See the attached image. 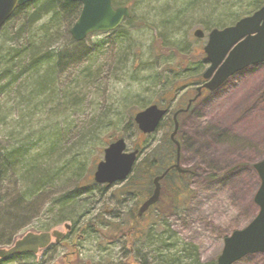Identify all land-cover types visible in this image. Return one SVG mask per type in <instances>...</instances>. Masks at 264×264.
Instances as JSON below:
<instances>
[{
    "label": "rangeland",
    "instance_id": "obj_1",
    "mask_svg": "<svg viewBox=\"0 0 264 264\" xmlns=\"http://www.w3.org/2000/svg\"><path fill=\"white\" fill-rule=\"evenodd\" d=\"M113 1L127 6L130 11L129 23H123L124 29L121 30L130 39L118 51L124 57L123 63L118 65L117 58L106 50L105 55L98 56L91 64L80 61L77 67L67 71L53 92L45 89L34 92L35 86L22 76L16 77L13 83L8 76L0 83H9L0 90V146L9 148L18 141L35 145L31 155H35L38 165L43 163L44 168H48L38 177L46 181L50 176L52 181L47 193L22 202L25 211L8 221V229L5 226L12 218L9 213V208L13 207L11 199L21 194L26 180L19 181L14 177L0 186L4 198L0 202V234L7 233L6 239L10 238L9 235L13 238L8 244H3L6 240L3 238L0 248L7 247L27 232H40L39 227L51 215L53 200L62 193L71 192L74 186L89 182L79 177L93 179L95 167L103 159V149L110 141L123 137L127 150L143 141L148 149L159 147L165 129L158 127L153 134L138 129L135 132L131 125L134 114L151 104L162 107L163 103L170 104L175 100L172 108L178 106L180 97L189 87L178 89L174 95L177 99L169 103L163 97H170V89L180 85L182 80L194 79L192 72L200 68L196 61L203 55L202 48L209 32L203 23L213 26L223 20L228 24L235 18L247 16L253 12L256 0ZM195 29L203 30L205 36L195 38ZM64 35L65 32L62 40L53 47L70 46ZM105 37L92 34L83 44L91 49ZM86 67L93 71L99 67L102 73L97 74L95 80L83 78L79 73ZM246 71L249 72L236 77L237 81L220 87L216 91L217 99L207 103L204 109H197L198 116L192 121L184 120L188 122L186 126L179 124L175 138L179 139L182 134L186 136L191 153L195 152L192 143L196 132L207 130L208 134L212 133L216 148L213 174L217 180L210 187H189L188 184V198L185 197L181 211L161 221L162 230L152 229L151 232L154 238L167 237L166 242L170 233L179 243L195 245L200 261L204 263L216 260L224 238L234 230L244 228L258 212L253 197L259 186V177L253 165L264 158V63ZM260 95L263 96L261 100ZM75 97H78L76 101ZM53 142L58 147L54 154L39 158ZM184 160L187 159H181V163ZM188 163L192 162L184 161V164ZM190 167H196L195 162ZM63 168L64 174L54 178ZM124 182L113 184L108 190L104 185L94 184V200L79 208L82 217L79 219L86 223L97 216L104 222L95 225V233L79 231L76 238L73 235V238L61 241V245H52L47 253L39 251L32 258L34 263L44 261L50 264L53 260L65 264L70 260L67 258L69 252L74 251L77 255L72 264H97L98 260L101 264L108 261L110 264H126L119 262L129 260L127 255L131 250L128 244L122 238L106 239L112 235L106 224L114 225L131 209L132 201L119 196ZM154 211L143 217L141 225H147ZM64 222L52 224L48 230L66 232ZM132 253H136L135 249ZM62 255L66 258L63 259ZM15 260L19 263L20 258ZM0 264H3L1 259ZM234 264H264V253L245 256Z\"/></svg>",
    "mask_w": 264,
    "mask_h": 264
},
{
    "label": "trees",
    "instance_id": "obj_2",
    "mask_svg": "<svg viewBox=\"0 0 264 264\" xmlns=\"http://www.w3.org/2000/svg\"><path fill=\"white\" fill-rule=\"evenodd\" d=\"M115 2L112 0L114 6H120ZM263 4L264 0H256L253 3L254 10ZM80 10L81 4L79 2L66 0H33L23 6L17 7L0 29V66L2 67L0 68V83L8 76L12 81L11 83L14 82L16 77L22 76L30 80L31 84L35 86L34 92H39L41 89L53 92L56 83L60 81L61 77L66 75L67 71L69 72L71 68L77 67L80 61L91 64L98 56L105 55L106 50H109L107 52H109L108 54L110 56L117 58L116 63L118 65L123 63L124 57L118 51L130 38L125 33H122L121 30L124 29L123 23L128 22L130 17L124 18L123 22L112 31L95 32V35L103 34L106 37L97 42L91 49H88L83 44L84 40L76 41L70 34V28L76 21ZM238 19L235 18L228 24L222 20L213 26L211 23H203V26L206 30L210 31L214 27H224L230 23L233 24ZM40 22H42L41 25L36 27ZM131 24L134 25L132 22ZM64 32V37L68 38L70 46L65 45L62 48H60L61 46L53 47L62 40L61 36ZM109 34L112 35L110 36ZM9 35L11 37H8ZM196 63L199 64L200 60H197ZM114 70L115 68H113ZM196 70L198 71L199 68L197 67ZM101 73L99 67L96 71L86 67L79 74L83 78L95 80L96 75L98 74L100 76ZM74 80L76 81L75 77ZM7 85H9L7 82L0 84V90ZM179 88V84L175 85L173 90L172 88L170 89V92H172L171 94L169 93L170 97L164 96L163 99L167 103L172 101ZM77 98L75 97L74 100L76 101ZM131 125L135 132L138 131L134 122ZM159 127L165 129V135L161 140L160 146L152 148L154 150L152 155L154 156L153 167L157 171H162L175 157V149L171 139H169L170 132L173 129V122L171 119H164L159 124ZM56 142H53L50 147L44 149L38 157H51L58 148L56 147ZM135 146L140 150L147 149L144 141L136 143ZM34 147L35 145L28 146L23 141H18L15 146L9 148L0 146V186H3L6 181L14 177L19 181L26 180L24 181L25 187L23 186L21 194L11 199L13 207L9 208V213L12 218H9L6 222L5 228L7 229L10 225L8 221L16 219L19 214L25 211L24 205L22 204L23 201L31 199L33 196H38L39 194L43 195L51 187L52 181L51 177L48 176L49 173L46 175L48 176V180L46 181H41L38 177L39 173L42 174L43 170L48 168H44L43 163L42 165H38V160L35 155H31V151L35 149ZM27 156H29L28 160H26ZM146 158L147 154L134 164L131 173L122 185L123 190L119 193V196L123 200L128 198L129 201H132L131 209L126 212L127 216L124 219H118V222L122 221L123 223L119 224L116 222L113 223L114 225L106 224L107 229H111L112 231V235H108L106 239L113 240L122 238L131 250L127 255L129 256V260H121L119 263L217 264L216 260L205 263L200 261L195 245L185 242L179 243L173 239L170 233H168L170 236H168V242H166L167 237L160 239L154 238L151 235L152 229L162 230L163 225L160 222L167 216L181 211L184 205V199L188 196L189 187L188 183H181V178H179L180 173H172L170 175L171 177H163L164 187L161 191V197L143 217L149 215L151 210L155 209V211L153 214L151 213L152 216H150L151 218L147 225H141L143 217H136L137 207L146 191H150L153 187L151 178H149V170L151 167L147 164ZM64 171L65 168H63V171H57L54 178L55 176L60 178V174H64ZM77 174H79V171ZM74 176H76V173H74ZM79 179L89 182L82 186H74L71 192L68 191L67 193L58 195V199H54L50 207V217H47L46 223L39 227L40 230H48L52 224L70 221L72 224L71 235H74L76 238V233L79 231L83 234L95 233V225L104 222L100 217L96 216L86 223H81L82 220L80 221L79 218L82 217L79 214V208L92 203L94 200V196H92L94 191L93 186L98 183H95L93 179L88 180L87 176H84V178L79 177ZM1 191L0 188V202L4 200ZM83 194L87 195V198L82 197ZM124 197L126 198L124 199ZM0 235V241H3V238L6 239L5 236L7 233H1ZM9 237L3 244H8L12 241L13 238L10 235ZM132 249H135L136 253H132ZM34 256L35 254L33 253H20L7 259H2L1 262L3 264H35V261L32 260ZM17 258H20L19 263H15V259ZM109 262L107 264H110ZM99 263L101 264L100 260L97 261V264Z\"/></svg>",
    "mask_w": 264,
    "mask_h": 264
},
{
    "label": "water",
    "instance_id": "obj_3",
    "mask_svg": "<svg viewBox=\"0 0 264 264\" xmlns=\"http://www.w3.org/2000/svg\"><path fill=\"white\" fill-rule=\"evenodd\" d=\"M32 0H0V29L11 17L17 7L23 6ZM77 1L81 4L78 18L70 29L71 36L76 41H82L89 34L98 31H111L115 29L125 17L129 16L127 6L113 7L112 0H66ZM193 35L203 38L204 31L195 29ZM206 61L209 63L204 72V78H209L205 84L210 90L218 88L229 76L247 66L264 62V4L252 14L244 16L234 24L223 28H213L207 34L203 47ZM174 113V128L171 139L177 148L179 158V143L174 139L178 129ZM166 113V109L156 104L149 105L134 115V122L142 133H152ZM138 149L126 151L123 137L114 139L103 151L93 173L95 183L114 184L124 181L130 174L136 160ZM174 167L179 171L178 162ZM254 168L260 179L259 187L254 195V202L258 206L256 216L242 229L231 232L224 238L223 248L217 257V264H233L242 257L253 253H264V159L256 162ZM164 173L153 180L155 188L152 194L139 206L137 216L140 217L159 198V180ZM69 224L65 228L69 229ZM63 235L54 230L50 232H27L17 239L11 246L0 248V258H6L23 252L36 253L38 249L45 248L51 241H56Z\"/></svg>",
    "mask_w": 264,
    "mask_h": 264
},
{
    "label": "flooded vegetation",
    "instance_id": "obj_4",
    "mask_svg": "<svg viewBox=\"0 0 264 264\" xmlns=\"http://www.w3.org/2000/svg\"><path fill=\"white\" fill-rule=\"evenodd\" d=\"M199 60H200L199 70L192 72V74L194 73V75H193L194 79H192L191 81L190 80H182V82L180 83L179 90H181V89L185 90L188 87L189 88L187 89V92L185 94H183L182 96L180 95L181 96L180 97L181 102L179 103V105L172 108L173 103L175 101L174 99H177V97L175 96L173 99L174 101H172L170 104L163 103L162 107L159 106V107L167 110L166 114L161 119V122L164 119H166V120L171 119L172 122H174L173 115L176 111H179L177 116H176L177 120H178V127H179V124L181 126H186V124L188 122H185L184 120L187 119L189 121H192L193 118L198 116L199 112L197 111V109L202 110L207 106V103H212L215 99H217L216 91L220 87H222L226 83H230L231 81L232 82L237 81L236 77H238L239 74L242 75V74L249 72V71H246L247 68L261 64V63H258L255 65H251V66H248V67H246L240 71L235 72L233 75L229 76L218 88H216L214 90H210L207 87H205V84L209 81V78H204V76H203L204 72L206 71L207 67L209 66V64L206 61L205 54L201 55ZM258 93L260 94V92H258ZM262 97H261V95L259 96L260 100L262 99ZM174 108H176V109L172 112V115L169 116L172 109H174ZM201 112L202 111H200V113ZM180 117H181V119H180ZM177 133H178V131H177ZM195 134H196V139H193V143H192L194 145V151H195L194 153L189 152L190 149H188V148L190 145H188L186 136L184 137L182 134L179 137V139H176L174 137L178 141L179 147H180L178 160H177L176 144L172 141V139L169 135V139H171L173 147L175 149V157L171 161V163L169 165H167V167H164L165 169H163L162 171H157L153 167L154 156L152 155V153H154V150H152V147H151V149H148V147H147L146 150H140L138 148L139 153L137 155L135 163L138 162L140 157L142 158L144 155L147 154V158H146L147 161L146 162L151 167L149 170V178H151V182L153 185L152 189L150 191L149 190L146 191V193L143 195L142 199L140 200L139 205L141 204V202H143L145 199H147L150 196V194L153 192V189H154L153 178L155 176L165 172L167 169H168V171L165 173L164 177L165 176L171 177L170 175H172V173H174V174L180 173L181 175L179 176V178H181V183L182 184L188 183L189 187H191L192 185H197L198 187H210L213 185V183L216 182L217 178L213 174V171H215V169H216L213 166V165H216V160H215L216 148L214 147L215 145H213V143H212V142L215 143V141H214L215 138L212 136L211 132H210V134H208L207 130L198 131ZM134 149H136V148H134ZM144 151H145V154H144ZM184 153H185V156H183ZM184 158L187 159L184 161H188V162H192V163L195 162L196 167H190L192 163L184 164V161L181 163V159H184ZM176 161L179 162V166L181 167L180 171L173 166L176 163ZM253 168H254V165H253ZM254 170H255V168H254ZM255 172H256V170H255ZM207 175H208V177L204 178V176H207ZM163 180H164V178H162L160 180V197H161L162 188L164 187ZM109 187L110 186H106L105 188L108 190ZM151 208H152V206L148 210H150ZM146 212L141 217H143L146 214ZM53 230H51V231H53ZM71 230H72V224H71L70 230H68L67 232H64L65 233L64 236L58 242L55 240V238H52L54 240V243L52 241L48 247H46L45 249H40L39 251H42L44 253L47 250H49L48 248L52 247V245H54V244L61 245L62 244L61 241L67 240L70 237L73 238V235H71V232H70ZM45 231H49V230H45ZM40 232H44V231H42V229H41ZM75 256H76V253L74 251H70L68 256H67V258H70V260H68L65 264H72V259ZM62 258L65 259L66 255H62ZM44 263L47 264V262H44V261H40V262L38 261L37 262V264H44ZM50 264H64V263H61L58 261L54 262L52 260L50 262Z\"/></svg>",
    "mask_w": 264,
    "mask_h": 264
},
{
    "label": "bare ground",
    "instance_id": "obj_5",
    "mask_svg": "<svg viewBox=\"0 0 264 264\" xmlns=\"http://www.w3.org/2000/svg\"><path fill=\"white\" fill-rule=\"evenodd\" d=\"M44 264H46V263H44Z\"/></svg>",
    "mask_w": 264,
    "mask_h": 264
}]
</instances>
